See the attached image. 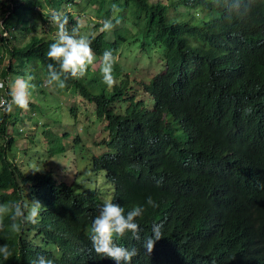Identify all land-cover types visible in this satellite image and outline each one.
I'll return each instance as SVG.
<instances>
[{
  "label": "trees",
  "instance_id": "trees-1",
  "mask_svg": "<svg viewBox=\"0 0 264 264\" xmlns=\"http://www.w3.org/2000/svg\"><path fill=\"white\" fill-rule=\"evenodd\" d=\"M1 1L0 82H5V88L0 94L10 99L12 79L31 74L36 85L32 94L85 97L96 103L97 115L103 116L107 107L99 96L107 85L99 77H89L92 88L82 78L70 79L64 89L46 84L47 64L52 62L46 53L56 36L39 33V21H44L37 6L41 0ZM45 1L71 23L77 16L66 6L81 12L86 7L84 0ZM86 1L96 8V28L106 19L113 20L111 32L94 37L107 50L125 55L128 31L139 30L167 46L164 73L145 86L149 107L136 99L138 93L134 99L122 94L127 82L114 89L121 94L118 100L129 99L125 113L107 114L105 129L117 159L92 157L93 168L103 169L114 186V202L126 212L144 205L148 196L158 204L155 209L147 207L138 218L139 241L131 235L120 238L122 246L138 249L132 264H264V107L248 98L257 89L264 98V0H248L250 14L245 20L230 14L226 0ZM180 1L216 10L219 16L180 13L176 10ZM48 21L51 17L44 24ZM29 105L26 113L38 112L31 99ZM67 107L72 115L77 111L73 102ZM11 113L0 117V136L8 137L0 145V204L37 200L43 208L39 224H28L20 232L12 231L10 219L3 218L0 245L7 244L11 256L7 260L0 256V264H32L41 255L54 264H116L92 249L86 233L99 214L100 191L82 190L76 183L80 179L75 181L78 173L71 182L65 181L59 169L66 166L67 151L59 136L48 137L46 155L55 159L46 161L45 155L38 159H44L46 169L34 166L25 171L5 155L14 142L4 125ZM209 204L220 208L229 226L211 243L193 242L206 228L201 219ZM153 224L163 225L164 237L148 254L143 239L152 234L148 227Z\"/></svg>",
  "mask_w": 264,
  "mask_h": 264
},
{
  "label": "clouds",
  "instance_id": "clouds-1",
  "mask_svg": "<svg viewBox=\"0 0 264 264\" xmlns=\"http://www.w3.org/2000/svg\"><path fill=\"white\" fill-rule=\"evenodd\" d=\"M179 4L184 7L183 11L179 8L176 9L180 13L198 12L196 14L197 17H199L198 14L201 16L202 13H207L211 19L219 16V12L216 10L200 7L194 8L186 5L182 1ZM88 6L86 5L85 9ZM224 6L229 9L230 14L236 13V18L240 20H245L247 15L250 14L248 0H236L235 3H230L229 0H226ZM241 6L243 10H241ZM112 7L114 12L118 11L116 5ZM84 11L81 12L73 7L69 10L75 16H84ZM212 12H216L217 15L213 17ZM49 17H51L52 21H48L47 24L51 25V27H49V32L46 35H55L56 38L49 45L46 53L47 59L52 61L47 64L48 75L46 84L48 86L64 89L67 81L70 79L82 78L88 87H91L89 77L91 75L99 77L107 85V89L99 96L104 100V104L107 107V112L101 116V119L106 121L105 125L109 122L107 114L111 117L112 115L123 114L120 112V108H117L119 102L123 101L122 106L128 105L129 99L118 100L121 94L114 93L115 87L120 83L127 82V86L122 93L127 92L124 96L131 95L134 99L136 92L141 90L145 94V98L137 96L136 99L140 98L148 106L147 101L150 103V100L145 86L153 82L154 78L160 77L164 73L167 46L161 39L154 37L146 30L128 31L126 35L127 53L121 55L120 52L107 50L108 47L103 46L100 41L94 42V37L99 32H111L114 29L115 25L112 19L104 20L102 26L98 29L96 28L97 19L95 18L92 30L98 31L96 34H92L85 31L83 22L78 21L77 17L75 23H71L67 15L55 12ZM119 23L120 20L117 19L115 24ZM156 61L162 66V69L158 73L153 74L151 64ZM117 64L120 65V70L117 69ZM136 65H140L141 67L136 68ZM34 79L35 77L31 74L14 77L8 85L10 88L8 97L10 99L0 94V113H11L14 106L27 111L32 95L31 89L36 87L32 83ZM131 82H136V85L132 86ZM256 82L260 85L257 80ZM3 88H5V82H0V89ZM248 98L253 103L258 104V106L264 107V98L259 93V89H257L253 96H248ZM105 125L103 126V130L107 137L104 145L107 150L102 151V158L96 155H93V157L99 160L105 157L117 159L116 149L111 144V139L105 129ZM181 138L182 135L180 136ZM98 170L104 171L103 169ZM112 187V201L106 200L104 202L101 197L99 198L101 201L99 214L92 220L86 235L91 243L92 249L98 256L111 259L116 264H132L133 258L138 255V249L135 246L131 248L122 246L120 238L131 235L133 239L139 241L141 239L140 234L142 229L139 225L138 218L145 213L147 207L155 209L158 207V204L151 196H148L144 205L131 206L126 212L124 207L114 202L113 184ZM261 187H264V185H261ZM42 208V205L37 200H31L30 204L24 201L0 204V230L5 228L3 223L4 217L10 219L11 223L8 227L15 232H20L28 224H39ZM201 221L206 224V228L194 237L193 242L211 243L229 226V219L226 215L224 217L220 212V208H214L211 205L208 213ZM148 228L152 230V234L144 237L143 247L147 250L148 254H151L155 243L164 237V233L162 224H153ZM0 256L5 260L11 256V251L7 244L0 245ZM32 264H54V261L51 258L41 255L33 260ZM207 264L217 263L210 262Z\"/></svg>",
  "mask_w": 264,
  "mask_h": 264
},
{
  "label": "rangeland",
  "instance_id": "rangeland-1",
  "mask_svg": "<svg viewBox=\"0 0 264 264\" xmlns=\"http://www.w3.org/2000/svg\"><path fill=\"white\" fill-rule=\"evenodd\" d=\"M4 1L8 2V0ZM45 2V0H41V5L37 6L43 10L44 21H47L48 17L53 12L57 13V11L51 10ZM1 3L2 1L0 0ZM82 4L89 6L85 9L84 16H77V19L83 22L84 29L87 33L96 34L98 30H92L95 22V7L91 1L87 3L84 0ZM70 8L66 6V10L69 11ZM179 9L183 11L184 7L180 6ZM46 12H49V14H46ZM211 14L213 17L217 15L216 12H212ZM198 16L200 15L198 14ZM44 21H39L41 25L39 33L44 32L48 34L49 26L48 24L45 25ZM7 59L8 57L1 62L3 67H6ZM38 65V68L41 69L42 66L39 62ZM145 65L147 66V64ZM140 67V65H136V68ZM151 67L153 74L158 73L162 69V66L157 61L152 63ZM131 84L135 86L136 82H131ZM136 94L137 96L145 98V94L141 90L137 91ZM30 98L38 104V112H34L33 114L29 111L26 113L27 111L25 110L21 112L19 108L14 107L15 110L13 109L14 111L6 117L4 125L8 128L7 132L14 138V142L5 152V155L8 158H13V161L25 169V171L34 168V166L46 169L47 166L42 164L44 159H38L44 155L46 161H53L55 159L54 156L46 155L49 144L48 137L50 134L59 136L61 143H63L67 151L63 154V160H65L66 166L59 169L65 181L71 182L73 176L78 173L75 181L80 179L76 183L78 186H81L82 190L97 188L104 202L106 200L112 201V185L105 179L102 170H95L93 168V155L102 158V151L107 150L104 145L107 136L103 130L106 121L97 115L94 101L85 97L83 100H80L70 95H63L60 99H57L50 93H47L45 96H41L40 94L36 95L35 91ZM71 102L76 105L77 111L74 115L70 113L67 107ZM122 102L118 103L117 108H120L121 113H125L127 105L122 106ZM150 103L147 101L148 106ZM1 116L2 113H0ZM44 131H46L45 134H43ZM7 140L8 137L1 135L0 145L6 143Z\"/></svg>",
  "mask_w": 264,
  "mask_h": 264
}]
</instances>
